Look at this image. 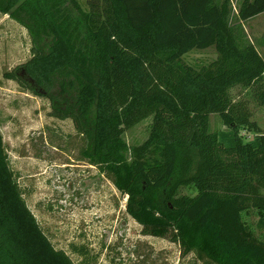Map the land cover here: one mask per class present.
<instances>
[{
    "label": "trees",
    "instance_id": "trees-1",
    "mask_svg": "<svg viewBox=\"0 0 264 264\" xmlns=\"http://www.w3.org/2000/svg\"><path fill=\"white\" fill-rule=\"evenodd\" d=\"M0 0L29 31L32 58L5 73L72 119L83 159L109 174L146 234L168 238L202 264H264V130L236 86L257 88L264 58L244 26L264 0ZM215 47L197 67L184 57ZM213 115L229 131L212 128ZM152 117L149 138L123 134ZM0 264H75L29 209L1 134ZM254 133L252 140L242 130ZM193 186L194 196L182 190Z\"/></svg>",
    "mask_w": 264,
    "mask_h": 264
},
{
    "label": "rangeland",
    "instance_id": "rangeland-1",
    "mask_svg": "<svg viewBox=\"0 0 264 264\" xmlns=\"http://www.w3.org/2000/svg\"><path fill=\"white\" fill-rule=\"evenodd\" d=\"M88 10L87 0H76ZM243 0H231L236 17ZM246 36L257 44L264 58V13L244 26ZM32 37L22 24L0 12V121L1 134L18 183L29 209L56 249L75 264H202L195 253L182 255L180 245L168 238L146 234L126 211L127 196L112 177L83 159L85 137L72 119L51 115L48 98L36 95L6 72L32 58ZM218 57L215 47L194 50L184 59L201 67ZM257 88L236 86L235 100L248 99L253 118L264 130V105ZM152 117L123 134L128 145L141 144L150 135ZM212 128L229 131L219 116ZM247 140L254 133L242 130ZM194 196L193 186L182 190ZM260 214L246 216L259 235Z\"/></svg>",
    "mask_w": 264,
    "mask_h": 264
}]
</instances>
